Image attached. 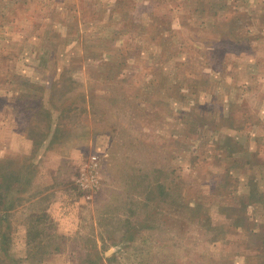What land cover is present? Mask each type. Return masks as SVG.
<instances>
[{"label": "rangeland", "instance_id": "1", "mask_svg": "<svg viewBox=\"0 0 264 264\" xmlns=\"http://www.w3.org/2000/svg\"><path fill=\"white\" fill-rule=\"evenodd\" d=\"M6 161L8 264H264V0H0Z\"/></svg>", "mask_w": 264, "mask_h": 264}, {"label": "trees", "instance_id": "2", "mask_svg": "<svg viewBox=\"0 0 264 264\" xmlns=\"http://www.w3.org/2000/svg\"><path fill=\"white\" fill-rule=\"evenodd\" d=\"M10 164H11V162H9V161L0 163V170L2 173L1 177L5 178L4 181H6L8 183V184H6L7 190L1 194L3 196L4 203L11 201V203L13 205L14 201H12L13 199H11V198L9 199V197L14 196V193H12L11 189L13 187L14 180L15 181L19 180V174H17V175L13 174L12 167H10ZM4 174H6V175H4ZM7 208L8 209L12 208V206L10 205V207H7ZM5 212L6 213H5L3 221H2L3 223L6 220L10 221L9 216H8V211H5ZM7 228H8V225H7ZM7 228H1L0 229V258L2 255L7 256L6 257L7 260L5 259L4 262L8 264L11 261V259H10V255L8 254V247H7V245H5V240L7 238V233H8Z\"/></svg>", "mask_w": 264, "mask_h": 264}]
</instances>
